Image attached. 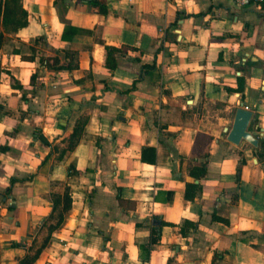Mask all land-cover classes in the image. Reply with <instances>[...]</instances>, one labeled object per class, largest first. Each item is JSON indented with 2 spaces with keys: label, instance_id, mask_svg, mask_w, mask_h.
Masks as SVG:
<instances>
[{
  "label": "crops",
  "instance_id": "crops-1",
  "mask_svg": "<svg viewBox=\"0 0 264 264\" xmlns=\"http://www.w3.org/2000/svg\"><path fill=\"white\" fill-rule=\"evenodd\" d=\"M19 4L0 264H264V3ZM240 107L257 147L227 140Z\"/></svg>",
  "mask_w": 264,
  "mask_h": 264
},
{
  "label": "water",
  "instance_id": "water-1",
  "mask_svg": "<svg viewBox=\"0 0 264 264\" xmlns=\"http://www.w3.org/2000/svg\"><path fill=\"white\" fill-rule=\"evenodd\" d=\"M252 117V111L242 107L236 109L232 127L227 134L230 143L238 145L241 141H245L253 147L258 146V140L248 131Z\"/></svg>",
  "mask_w": 264,
  "mask_h": 264
},
{
  "label": "trees",
  "instance_id": "trees-1",
  "mask_svg": "<svg viewBox=\"0 0 264 264\" xmlns=\"http://www.w3.org/2000/svg\"><path fill=\"white\" fill-rule=\"evenodd\" d=\"M25 12L19 4V0H0V24L7 30L16 29L24 24ZM199 173H204V169H199ZM198 176V175H195ZM186 197H193L194 195L185 194ZM155 238H152L154 241Z\"/></svg>",
  "mask_w": 264,
  "mask_h": 264
},
{
  "label": "built area",
  "instance_id": "built-area-1",
  "mask_svg": "<svg viewBox=\"0 0 264 264\" xmlns=\"http://www.w3.org/2000/svg\"><path fill=\"white\" fill-rule=\"evenodd\" d=\"M233 3H235L237 6H247L250 4H263L264 0H232Z\"/></svg>",
  "mask_w": 264,
  "mask_h": 264
}]
</instances>
